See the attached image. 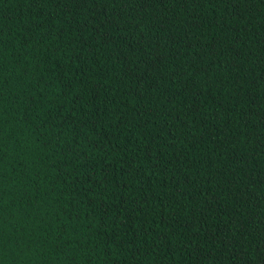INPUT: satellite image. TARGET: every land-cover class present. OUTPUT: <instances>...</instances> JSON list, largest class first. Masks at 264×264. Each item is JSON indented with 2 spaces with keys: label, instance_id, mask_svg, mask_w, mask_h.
Returning <instances> with one entry per match:
<instances>
[{
  "label": "trees",
  "instance_id": "1",
  "mask_svg": "<svg viewBox=\"0 0 264 264\" xmlns=\"http://www.w3.org/2000/svg\"><path fill=\"white\" fill-rule=\"evenodd\" d=\"M0 264H264V0H0Z\"/></svg>",
  "mask_w": 264,
  "mask_h": 264
}]
</instances>
